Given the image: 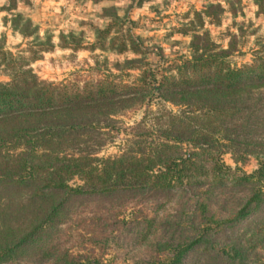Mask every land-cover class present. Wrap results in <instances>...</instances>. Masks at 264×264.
Instances as JSON below:
<instances>
[{
	"label": "trees",
	"instance_id": "obj_1",
	"mask_svg": "<svg viewBox=\"0 0 264 264\" xmlns=\"http://www.w3.org/2000/svg\"><path fill=\"white\" fill-rule=\"evenodd\" d=\"M220 13L202 12L215 24ZM191 31L196 53L151 89L174 109L151 112L113 157L91 148L100 125L147 89L71 90L30 70L0 82V264H101L107 252L126 264H264V55L238 67ZM6 56L0 67L15 70ZM226 153L257 168L232 169ZM82 196L106 201L75 214Z\"/></svg>",
	"mask_w": 264,
	"mask_h": 264
},
{
	"label": "rangeland",
	"instance_id": "obj_2",
	"mask_svg": "<svg viewBox=\"0 0 264 264\" xmlns=\"http://www.w3.org/2000/svg\"><path fill=\"white\" fill-rule=\"evenodd\" d=\"M209 6L222 11L218 24L202 14ZM191 30L206 31L215 50L226 53L232 65L249 64L264 55V0H0V51L15 64V70L0 67V82L15 71L30 70L71 90L101 82L147 89L143 105L117 113L107 127L100 125V145L91 148L98 158L113 157L142 121L151 127V112L161 106L174 109L151 89L161 75L175 74L196 53L189 45ZM221 160L244 173L257 168L255 157L236 165L226 153ZM80 184L77 178L69 181L72 187ZM102 201L104 196L74 197L69 206L84 214ZM132 207L127 206L126 215ZM101 264L126 263L107 252Z\"/></svg>",
	"mask_w": 264,
	"mask_h": 264
}]
</instances>
